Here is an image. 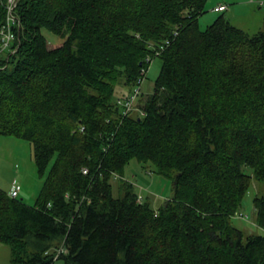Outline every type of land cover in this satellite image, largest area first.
<instances>
[{
	"label": "trees",
	"instance_id": "1",
	"mask_svg": "<svg viewBox=\"0 0 264 264\" xmlns=\"http://www.w3.org/2000/svg\"><path fill=\"white\" fill-rule=\"evenodd\" d=\"M207 2L17 1L0 136L29 142L44 180L32 206L0 189L11 264H264V234L232 221L264 183V25L250 35L221 14L201 30ZM156 57L153 91L124 113ZM132 160L171 181L159 207L124 179ZM253 208L264 231V192Z\"/></svg>",
	"mask_w": 264,
	"mask_h": 264
},
{
	"label": "rangeland",
	"instance_id": "2",
	"mask_svg": "<svg viewBox=\"0 0 264 264\" xmlns=\"http://www.w3.org/2000/svg\"><path fill=\"white\" fill-rule=\"evenodd\" d=\"M222 2L227 5L223 13L215 12L212 6ZM212 7V8H211ZM206 12L199 18L201 30L210 25L219 15L223 14L237 28L250 35L256 34L264 25V0H208ZM50 45H61L63 39L53 33L42 30ZM159 58H153L145 77L140 85V92L143 95L153 91L154 81L160 72ZM149 168H152L149 166ZM246 172L250 173V169ZM125 180L134 184L138 197L142 200H149L152 207H159L163 201L170 197L172 183L169 179L158 174L145 171L142 165L132 160L125 168ZM20 186L18 199L26 204H35L37 195L40 192L44 178H41L36 170L32 146L29 142L11 136H0V189L6 193L10 191L13 181ZM113 196L117 197V177L111 181ZM264 192V183H257L252 180V187L248 189L243 198L242 206L238 211L246 215V218L232 217L236 228L243 231L245 235L264 234V231L255 224V213L253 199ZM0 264H11V250L8 245L0 243ZM53 264H65L63 259H57Z\"/></svg>",
	"mask_w": 264,
	"mask_h": 264
},
{
	"label": "built area",
	"instance_id": "3",
	"mask_svg": "<svg viewBox=\"0 0 264 264\" xmlns=\"http://www.w3.org/2000/svg\"><path fill=\"white\" fill-rule=\"evenodd\" d=\"M17 1L18 0H8V2H7V22L0 30V55L2 53H4L5 51L10 49L11 43L15 39V33L12 31L11 27H12V25H14V22H15V18L13 16V11L17 5ZM226 8L227 7L225 5H219V6L215 7L213 10L215 12H223L226 10ZM139 93H140V87L135 86L130 95H128L127 97H124V98H120L117 101V103L123 107L124 113H128L129 111L132 110L135 99ZM82 172L87 173V170L83 169ZM19 189H20V186L14 180L12 183L11 189L8 192L9 197L17 198L18 194H19ZM238 216H239V218H246L247 217L246 215H243L241 213H239ZM65 252H66V250L63 247H60L57 255L55 256V259L60 254H63Z\"/></svg>",
	"mask_w": 264,
	"mask_h": 264
},
{
	"label": "crops",
	"instance_id": "4",
	"mask_svg": "<svg viewBox=\"0 0 264 264\" xmlns=\"http://www.w3.org/2000/svg\"><path fill=\"white\" fill-rule=\"evenodd\" d=\"M219 5H225L226 7H227V5L226 4H223L222 2H220V3H218V4H216V5H214V6H212L211 8L212 9H214L215 7H217V6H219ZM226 10H227V8H226ZM224 12V11H223ZM11 189V188H10Z\"/></svg>",
	"mask_w": 264,
	"mask_h": 264
}]
</instances>
